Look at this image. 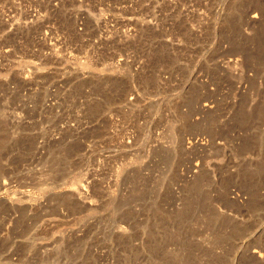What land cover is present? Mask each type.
Here are the masks:
<instances>
[{
  "label": "rangeland",
  "instance_id": "rangeland-1",
  "mask_svg": "<svg viewBox=\"0 0 264 264\" xmlns=\"http://www.w3.org/2000/svg\"><path fill=\"white\" fill-rule=\"evenodd\" d=\"M0 264H264V0H0Z\"/></svg>",
  "mask_w": 264,
  "mask_h": 264
},
{
  "label": "bare ground",
  "instance_id": "bare-ground-1",
  "mask_svg": "<svg viewBox=\"0 0 264 264\" xmlns=\"http://www.w3.org/2000/svg\"><path fill=\"white\" fill-rule=\"evenodd\" d=\"M2 186H3V188H4V187H6V186H7V184H6V183H3V185H2Z\"/></svg>",
  "mask_w": 264,
  "mask_h": 264
}]
</instances>
